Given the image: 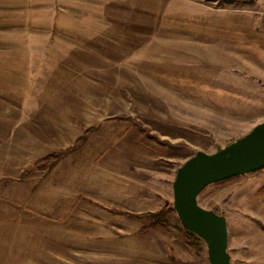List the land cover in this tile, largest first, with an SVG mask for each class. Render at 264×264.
I'll return each instance as SVG.
<instances>
[{"label":"rangeland","instance_id":"rangeland-1","mask_svg":"<svg viewBox=\"0 0 264 264\" xmlns=\"http://www.w3.org/2000/svg\"><path fill=\"white\" fill-rule=\"evenodd\" d=\"M258 6L0 0V264H209L172 183L264 121L258 61L226 35ZM197 203L226 218L231 264H264V169Z\"/></svg>","mask_w":264,"mask_h":264},{"label":"water","instance_id":"water-1","mask_svg":"<svg viewBox=\"0 0 264 264\" xmlns=\"http://www.w3.org/2000/svg\"><path fill=\"white\" fill-rule=\"evenodd\" d=\"M264 169V121L212 154L196 152L175 173L173 209L188 232L206 245L209 264H231L226 218L200 207L197 198L209 185Z\"/></svg>","mask_w":264,"mask_h":264},{"label":"crops","instance_id":"crops-1","mask_svg":"<svg viewBox=\"0 0 264 264\" xmlns=\"http://www.w3.org/2000/svg\"><path fill=\"white\" fill-rule=\"evenodd\" d=\"M243 5V4H242ZM260 5V4H259ZM258 11L263 16H255L252 21L247 20L250 15L246 14V20L226 21V35L236 41V50L241 52V58L250 61H258L257 66L253 65L254 76L258 83L264 85V7L258 6ZM243 12L244 9H241ZM244 16V15H243ZM228 37V38H229Z\"/></svg>","mask_w":264,"mask_h":264},{"label":"trees","instance_id":"trees-1","mask_svg":"<svg viewBox=\"0 0 264 264\" xmlns=\"http://www.w3.org/2000/svg\"><path fill=\"white\" fill-rule=\"evenodd\" d=\"M145 217H149V216L147 215V216H145Z\"/></svg>","mask_w":264,"mask_h":264}]
</instances>
